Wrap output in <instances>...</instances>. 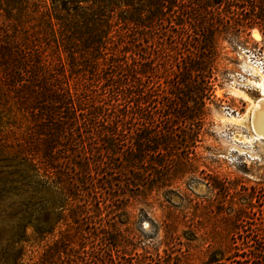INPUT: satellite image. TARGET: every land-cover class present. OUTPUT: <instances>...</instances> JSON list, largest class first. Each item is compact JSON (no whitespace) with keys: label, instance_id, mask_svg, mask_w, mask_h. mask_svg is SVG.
Segmentation results:
<instances>
[{"label":"trees","instance_id":"obj_1","mask_svg":"<svg viewBox=\"0 0 264 264\" xmlns=\"http://www.w3.org/2000/svg\"><path fill=\"white\" fill-rule=\"evenodd\" d=\"M253 27L264 0H0V264H132L96 248L107 159L135 171L134 147L162 155L174 128L198 132L218 38ZM243 214L241 246L206 264H264V225Z\"/></svg>","mask_w":264,"mask_h":264},{"label":"rangeland","instance_id":"obj_2","mask_svg":"<svg viewBox=\"0 0 264 264\" xmlns=\"http://www.w3.org/2000/svg\"><path fill=\"white\" fill-rule=\"evenodd\" d=\"M212 67L214 92L198 132L174 128L176 144L162 155L134 147L135 156H144L135 171L107 159L94 215L109 238L97 242L98 250H118L132 264H173L175 256L185 264H206L213 256L222 258L217 250L225 258L235 244L241 246L240 239L233 243L232 232L242 230L240 208L248 214L240 217L241 224L264 225V139H255L250 119L264 87V31L253 27L221 35ZM186 104L200 109L194 101ZM192 138V146L184 147ZM30 243L28 253L38 255L43 243Z\"/></svg>","mask_w":264,"mask_h":264},{"label":"bare ground","instance_id":"obj_3","mask_svg":"<svg viewBox=\"0 0 264 264\" xmlns=\"http://www.w3.org/2000/svg\"><path fill=\"white\" fill-rule=\"evenodd\" d=\"M250 119L255 139H264V87L262 85L261 97L253 103Z\"/></svg>","mask_w":264,"mask_h":264}]
</instances>
